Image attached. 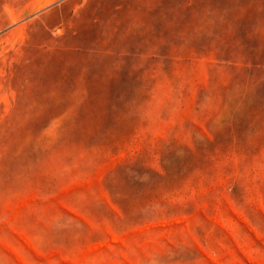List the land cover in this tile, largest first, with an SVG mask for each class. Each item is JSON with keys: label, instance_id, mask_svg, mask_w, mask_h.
<instances>
[{"label": "rangeland", "instance_id": "1", "mask_svg": "<svg viewBox=\"0 0 264 264\" xmlns=\"http://www.w3.org/2000/svg\"><path fill=\"white\" fill-rule=\"evenodd\" d=\"M0 264H264V0H0Z\"/></svg>", "mask_w": 264, "mask_h": 264}]
</instances>
